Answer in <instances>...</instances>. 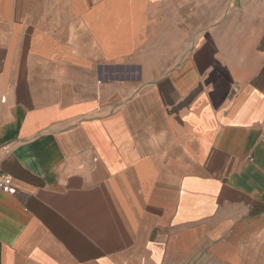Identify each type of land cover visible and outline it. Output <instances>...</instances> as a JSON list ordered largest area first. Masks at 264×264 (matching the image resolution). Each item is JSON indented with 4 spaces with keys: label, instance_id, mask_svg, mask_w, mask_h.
I'll use <instances>...</instances> for the list:
<instances>
[{
    "label": "crops",
    "instance_id": "1",
    "mask_svg": "<svg viewBox=\"0 0 264 264\" xmlns=\"http://www.w3.org/2000/svg\"><path fill=\"white\" fill-rule=\"evenodd\" d=\"M0 264H264V0H0Z\"/></svg>",
    "mask_w": 264,
    "mask_h": 264
},
{
    "label": "built area",
    "instance_id": "2",
    "mask_svg": "<svg viewBox=\"0 0 264 264\" xmlns=\"http://www.w3.org/2000/svg\"><path fill=\"white\" fill-rule=\"evenodd\" d=\"M2 157L0 155V192L13 194L15 192V187L13 185L12 179L1 169Z\"/></svg>",
    "mask_w": 264,
    "mask_h": 264
}]
</instances>
